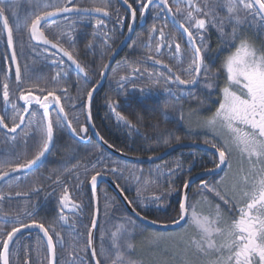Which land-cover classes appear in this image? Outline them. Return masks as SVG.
I'll return each instance as SVG.
<instances>
[{"label": "flooded vegetation", "instance_id": "obj_1", "mask_svg": "<svg viewBox=\"0 0 264 264\" xmlns=\"http://www.w3.org/2000/svg\"><path fill=\"white\" fill-rule=\"evenodd\" d=\"M19 2L18 15L23 22L29 18L30 3L28 0H19ZM66 2L67 0H42L40 3L43 5ZM198 2L202 4L203 0ZM72 3L84 8L107 7L109 10L107 16L96 12H70L51 17L43 22L47 29L46 34L50 38H53L57 32L74 37L71 41H68L66 36L62 37L61 43L73 52L75 58L87 71V77L66 56H63V53L52 49L50 45L31 41L23 28L18 32L15 25L9 21L13 26L15 48L23 75V82L17 83L15 64L10 60L11 52L7 47V38L0 22V115L7 112L10 116L12 113L11 106L5 109L3 104L4 83L9 85L10 99L20 108L24 106V102L18 99L19 93L22 90L26 91L32 85H39L57 89V95L62 97L61 102L73 125H84L88 128V132L81 133L80 136L72 134L66 126L58 129L50 151L36 165L20 172L9 173L7 177L0 180V194L5 196V199L0 201V212L10 213L8 217L0 215V229L10 231L12 227L20 223H30L35 220L49 227L50 233L52 229L61 233L63 242L52 233L56 243L57 264H72L69 257L70 251L79 254L75 258V264H81V260L83 264H95V259L91 256V248L87 247V231L91 227V218L98 200V227L93 231V245L97 251L96 259H99L101 264H107L105 253L101 251L100 235L102 232L110 235L120 223L126 222V218L135 220L137 225L144 229L137 230L133 242L140 241L144 235L150 238L151 233L162 232L138 221L131 215L127 206L131 211L132 207H137L142 216L147 217L145 221L149 224L150 221L156 220L158 221L156 225L159 226L175 225L172 221L179 217L178 201L184 194L183 181L191 182L192 179L207 173L206 169L214 168L217 158L193 147L212 148L211 144L215 142L208 134V129L202 127L198 129L197 123L204 121L219 106L221 98L219 87H222L224 83L220 64L229 49L221 44L216 28L209 27L205 39L209 45V55L215 57L211 67L213 72L219 73L217 79L219 87L213 91L212 95H208L207 90L196 86L192 89L193 95L177 98L165 92L164 88L179 91L185 86H179L176 82L169 83L167 77L170 74L167 69L147 60L146 57L150 54L154 55L170 65L174 72L181 74L182 78H186L182 69L187 68L193 51L186 35L173 21L172 16L166 12H160L162 6H158V0H154L143 18L140 17V3L137 0H129L132 7L136 9L135 21L132 20L131 10L123 3V0H72ZM169 5L173 12L179 9L178 19H182L190 10L184 0H169ZM42 10L50 9L41 7L31 11ZM157 12H159L158 16L155 15ZM224 15L226 12L221 11L220 16ZM97 20L104 22L99 28L95 27ZM118 20H122L123 23H118ZM129 24L132 25L131 31L128 30ZM153 25L157 29L163 27L166 34L163 42L165 45L167 43L181 45L182 63H178L177 58L174 57V48L170 51L165 46L159 53L155 51L160 37L158 33H155L149 42L148 32ZM230 30V27L226 28V31ZM258 31L255 26L245 27L244 34L255 43L256 47L260 48L264 46V39H261L264 32H260L258 36ZM89 44L92 46L89 47ZM33 47L36 51L32 50ZM45 48L48 49L47 52L44 51ZM6 56L9 57L8 60H5ZM53 60H63V64H54ZM104 65L108 67L104 68ZM61 68L64 71L54 81L52 77ZM133 68H140L143 75L132 73ZM144 69H147V72ZM102 70L105 73L103 76L100 74ZM120 75H129V80L124 82L125 89L118 87L117 81ZM133 84L136 85L135 90L132 88ZM150 86L152 88L150 95L140 93V88H144L147 92ZM92 87H96V91L92 101V119L88 121L87 110L83 104L86 91ZM61 89H67V92L64 93L60 91ZM125 90L128 93L127 98L124 96ZM33 94L43 95L36 89H33ZM109 100L118 101L116 111L127 117L135 125L134 128H129L117 121L115 113L108 105ZM190 109H197V111L193 112ZM33 110L38 112L39 119L42 109L32 105L29 112ZM165 110L171 119H164L162 113ZM50 112L55 118L57 109L54 105L50 106ZM181 114L184 117L183 120L179 118ZM31 119L30 115L26 116L25 124L21 125L16 133H8L6 129L0 128V167L6 161L16 162L18 157L23 159L25 152L30 158L37 150V143L33 140L35 134L27 137L26 143L23 138V132L27 130L28 121ZM5 122L11 126L10 119L6 118ZM12 136H17V140L12 141ZM176 137H179L180 143L175 142ZM165 139L171 141L170 146L164 144ZM177 164L181 168L176 170L174 176L169 175L167 169L174 168ZM77 165L79 167H75ZM113 168L118 170L113 172ZM224 171L214 177H203V180L209 185H216V179ZM95 172H101L102 175L98 177L94 200L90 177ZM133 174L141 178L140 183L133 178ZM57 177H60L61 183H53ZM201 180L190 188L189 203L202 191ZM117 184L120 188H117ZM170 186L177 191L166 197L163 201L164 207L158 208L149 199L151 193L167 192ZM64 187L68 188L72 200L82 205L80 210L73 211L70 208L64 210V214L69 217L68 224L59 220L58 201ZM145 187L148 189L146 192L143 191ZM121 188L124 189L123 193L120 191ZM33 189H39V191H33ZM138 189L143 192L142 197H138ZM18 191L29 194L16 196L15 193ZM208 195L213 199L212 194ZM125 196L133 202L132 206H129ZM32 205L35 207H31ZM25 207H28L32 215L24 212ZM221 207L224 208L223 203ZM225 213L228 215L227 209ZM73 222L74 228L71 226ZM183 224L177 229L164 232L182 231ZM185 236L189 237L186 233ZM126 240L127 237H123L120 240L121 245H124ZM147 244L151 245L149 241ZM105 246H108L107 238ZM127 255L131 259L142 261V264H154L144 260L141 253L135 255L132 251ZM26 257L29 264H49L46 238L39 229H23L10 245V264H23Z\"/></svg>", "mask_w": 264, "mask_h": 264}, {"label": "snow or ice", "instance_id": "obj_2", "mask_svg": "<svg viewBox=\"0 0 264 264\" xmlns=\"http://www.w3.org/2000/svg\"><path fill=\"white\" fill-rule=\"evenodd\" d=\"M16 2L17 0H0V22H2V29L6 33L7 47L11 49L10 60L15 64L16 82L22 83L23 75L18 62L14 30L9 22L10 18L15 20L16 31L19 32L23 28L31 41L46 46L50 45L52 49L63 53V56H66L87 77V71L75 58L73 52L61 43L62 37L66 36L68 41L74 40V37L70 34L57 32L53 38H50L46 34L47 29L42 22L48 21L51 17L70 12H96L107 16L109 15L108 8H84L72 3V0H67L63 4L45 3L41 5L37 0L34 4L30 2L29 18L21 24L18 12L11 10ZM137 2L140 3V17L143 18L154 0H137ZM184 2L190 10L182 19L177 18L179 9L173 12L169 0H158V6H162L160 12H166V14L172 16L173 21L183 30V34L186 35L192 48L193 54L189 58L187 68L182 69L186 78H182L181 74L174 72L170 65L164 63L161 59H157L154 55L150 54L146 59L167 69L170 74L167 77L169 83L176 82L179 86H185L179 91H173L171 88L165 87L164 91L170 95L177 98L185 95L191 96L193 95L192 89L196 86L202 87L207 90L208 95H212L213 91L219 87L217 84L219 73L212 71L211 63L215 62V57L209 55L210 49L206 43L205 34L209 27L216 28L221 44L229 51L222 58L220 64V71L224 74V83L222 87H219L221 93L219 106L203 121L204 126L216 132L222 140L220 145L211 144V147L218 154V162L215 163L214 168L206 169V171L209 173L215 172L217 169L223 171L222 166H225L227 171H224V175L217 181V185H209L202 179V191L198 193L200 200L191 204L187 195L190 180L183 181L185 191L183 197L178 201L179 217L174 219L172 223L180 225L183 221L182 231L186 232L191 229L194 235L187 239L183 235L177 237V249L174 258L178 256L180 264H264V46L256 47L255 43L244 34L245 27L252 26L258 28V36L260 32H264V0H203L202 4L198 0H184ZM123 3L131 10L132 20L135 21L136 9L132 7L129 0H123ZM41 7L50 10L31 11ZM221 11L226 12V15L221 17ZM155 15L158 16L159 12ZM103 23L102 20H97L95 27L99 28ZM118 23L122 24L123 21L118 20ZM229 27L231 30L226 31V28ZM128 30H132L131 24L128 25ZM155 33H158L160 37V42L156 43L155 51L159 53L161 48L165 46L170 51L174 48V57L177 58L178 63H182L181 45L179 43L174 45L173 43H167L165 45L163 42L166 34L163 27L157 29L155 25L149 29V42H151ZM105 36L107 37V33H105ZM91 46L89 44V47ZM32 50L36 51L35 47ZM44 51L47 52L48 49L45 48ZM8 59L9 57L6 56L5 60ZM52 63L62 65L63 60H53ZM107 67V65H104V68ZM63 71V68H61L52 79L57 80ZM144 71L147 72V69H144ZM132 73L143 75L140 68H133ZM100 74L103 76L105 73L102 70ZM128 80L129 75H120L117 81L118 87L125 89L124 82ZM132 88L135 90L136 85L133 84ZM33 89L38 90L43 95H34ZM60 91L66 93L67 89H61ZM95 91L96 87H92L85 93L83 107L87 110L88 121L92 119L91 109ZM139 91L143 95H150L152 88L150 86L147 92L144 88H140ZM2 95L5 109L10 105L12 113L10 116L7 112L0 115V128L6 129L8 133H16L21 125L25 124L26 116L30 115L32 119L28 121L27 130L23 132V138L26 143V138L35 134L33 140L37 143V150L30 158L25 152L23 153V159L18 157L16 162L6 161L0 167V180L7 177L9 173L20 172L36 165L50 151L58 129L66 126L75 136L88 132V128L84 125H73L64 104L61 102L62 97L57 95V89L55 88L32 85L26 91L22 90L18 96V99L24 102L22 108L10 99L7 83L3 84ZM127 95V90H125V98H127ZM117 104L118 101H108V105L115 113L117 121L129 128H134L135 125L127 117L116 111ZM32 105H37L39 109H42L39 119L37 118V111L29 112ZM53 105L57 109L55 118L50 112V106ZM190 111L196 112L197 109H190ZM162 115L165 120L171 119L167 110ZM6 118L10 119L11 126L5 122ZM179 118L180 120L184 119L182 114ZM11 140L16 141L17 136H12ZM175 142L180 143L179 137L175 138ZM105 143L107 142L105 141ZM205 143H208V141H205ZM164 144L170 146L171 141L165 139ZM234 151L240 157V166L233 174L230 156ZM149 159H152V157H149ZM245 163L247 167L244 166ZM75 167H79V165ZM157 168L159 169V166ZM180 168L181 166L177 164L174 168L167 169V171L169 175L174 176L176 170ZM117 170L116 168L112 169L113 172ZM101 175V172H95L90 177L94 200L96 199L98 177ZM133 178L138 183L141 182L139 176L133 174ZM53 183H61L60 177H57ZM116 186L120 188L119 184ZM33 191H39V189H33ZM120 191L123 193L124 189L121 188ZM143 191H148L147 187ZM174 191H177V189L170 186L167 192L159 194L152 192L149 199L158 208L164 207L163 201ZM28 194V192L19 191L15 193L16 196H28ZM208 194L218 198L223 203L224 208L221 207L220 203H212ZM137 195L142 197L143 192L138 189ZM4 199L5 196L0 194V201ZM125 200L129 206H132L133 202L128 200L126 196ZM202 201L208 202L210 211L207 214L198 211V205ZM58 204L60 206L59 220L65 224L69 223V217L64 214L65 209L70 208L76 211L82 208L79 202L72 200L67 187H64ZM31 207L35 206L32 205ZM225 209H227L228 215H226ZM132 211L136 217L147 220V217L142 216L137 207H132ZM24 212L27 215H32L28 207H25ZM0 215L8 217L10 213L0 212ZM98 215L97 200V207L91 218V227L87 231V247L91 248V256L95 259V264H101V261L96 259L97 251L93 245V231L98 227ZM150 223L157 224L158 221L152 220ZM71 226L75 227L74 222ZM164 226L167 227V225ZM29 228L39 229L43 233L49 253V264H57L56 243L52 233L61 242H63V237L55 229H52L50 233L49 227L35 220L30 223H20L18 226L12 227L10 231L0 229V237H2L0 238V264H10V245L13 244L18 233ZM138 229L140 231L144 230L140 225H137L135 220L126 218V222L120 223L110 235L104 232L101 233V251L105 253L107 264H142V261L131 259L127 255L135 250L133 240ZM169 235L162 232H153L150 234L149 243L158 246L159 242ZM125 236L127 240L124 245H121L120 240ZM106 238L108 241L107 247L105 246ZM78 255L74 251L69 252L72 264H75V258ZM23 264H29L27 257L24 259ZM81 264H83L82 260Z\"/></svg>", "mask_w": 264, "mask_h": 264}, {"label": "rangeland", "instance_id": "obj_3", "mask_svg": "<svg viewBox=\"0 0 264 264\" xmlns=\"http://www.w3.org/2000/svg\"><path fill=\"white\" fill-rule=\"evenodd\" d=\"M28 2L30 3H36L37 0H28ZM39 2H42V0H39ZM19 8H20V2L19 0H17L16 4L12 7L11 10H15L17 12H19ZM20 18V17H19ZM10 21L12 22L13 25H15V20L10 18ZM21 24H23V22L20 20ZM198 129H201V127L203 129L207 128L204 126L203 121H201V123H197ZM208 129V134H210V136L213 137V140L215 141L214 143H216L217 145L222 144V140L221 137L219 135H217L216 132H214L213 130ZM230 163L232 164V173L234 174L237 170V168L240 166V157L239 155L234 151L232 153V155L230 156ZM245 167H247V164H244ZM225 171H227V168L225 167ZM224 175V173L220 176L222 177ZM220 177L218 179H216L217 181L220 180ZM217 181H216V185H217ZM230 183V180L228 181ZM156 189V188H155ZM223 190V189H221ZM209 199L215 203H220L222 204V202L213 196V199L210 198ZM200 200V196L197 195L194 197V200L191 203H195L196 201ZM198 211H202L205 214H207L210 209L208 206V202H204L202 201L199 205H198ZM162 233H167L170 234L167 238L161 240L159 242V245H153V244H147V241L150 240V238L145 237V235L142 237V239L140 241L137 242V240H135L133 243L135 244V250L133 251V253L135 255H138L139 253H141V255L143 256L144 260H147L149 262H153L154 264H180V258L177 256L174 258V254L175 251L177 249V237L180 235H183L185 239H187L188 237L185 236V233L187 234V236H191L194 235L193 231L191 229H188L186 232L181 231V230H176L173 232H164L162 231ZM137 242V243H136ZM202 259V258H201Z\"/></svg>", "mask_w": 264, "mask_h": 264}, {"label": "water", "instance_id": "obj_4", "mask_svg": "<svg viewBox=\"0 0 264 264\" xmlns=\"http://www.w3.org/2000/svg\"><path fill=\"white\" fill-rule=\"evenodd\" d=\"M1 25H2V22H1ZM5 35H6V33H5ZM10 52H11V49H10ZM193 148H197V149H199L201 151L204 150V151L210 153L211 155H214V157L217 158V162H218V154L215 152V149L208 148V147H201V146H194ZM224 167L225 166H222L223 171H224ZM223 171L220 170V169H217L215 172H212V173H209V172L203 173V175H200V176L192 179V181L190 182L189 188L187 189V195H189L190 188L193 186L194 183L198 182V180L203 179V177H214V176H217V175L221 174ZM184 191L185 190H183V192ZM127 209L129 210V212L131 213L132 216H134L138 221L140 220L141 223H143L145 226L152 227V228H154V229H156L158 231H161V230L162 231H172L173 229L179 228L181 226V224H183V221H181V224L180 225H176L175 224V225L167 226V227H165L163 225L159 226V225H156V224H151V223L149 224L145 220H141L140 218L136 217V215L131 211V209L128 206H127Z\"/></svg>", "mask_w": 264, "mask_h": 264}, {"label": "trees", "instance_id": "obj_5", "mask_svg": "<svg viewBox=\"0 0 264 264\" xmlns=\"http://www.w3.org/2000/svg\"><path fill=\"white\" fill-rule=\"evenodd\" d=\"M254 34H255V32H254ZM256 35V34H255ZM262 40L264 39V36L261 38Z\"/></svg>", "mask_w": 264, "mask_h": 264}]
</instances>
